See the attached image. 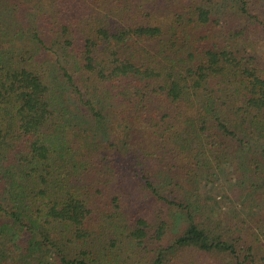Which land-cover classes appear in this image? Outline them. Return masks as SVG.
I'll list each match as a JSON object with an SVG mask.
<instances>
[{
	"label": "trees",
	"instance_id": "1",
	"mask_svg": "<svg viewBox=\"0 0 264 264\" xmlns=\"http://www.w3.org/2000/svg\"><path fill=\"white\" fill-rule=\"evenodd\" d=\"M0 264H264V0H0Z\"/></svg>",
	"mask_w": 264,
	"mask_h": 264
},
{
	"label": "rangeland",
	"instance_id": "2",
	"mask_svg": "<svg viewBox=\"0 0 264 264\" xmlns=\"http://www.w3.org/2000/svg\"><path fill=\"white\" fill-rule=\"evenodd\" d=\"M237 206L242 209V211L249 215L258 212L260 209V195L255 191H249L248 193L241 192L238 195Z\"/></svg>",
	"mask_w": 264,
	"mask_h": 264
}]
</instances>
